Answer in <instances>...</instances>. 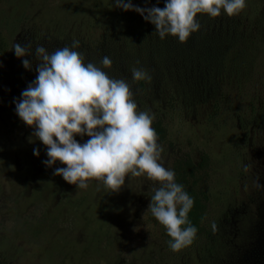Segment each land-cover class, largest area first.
Returning a JSON list of instances; mask_svg holds the SVG:
<instances>
[{
	"label": "rangeland",
	"instance_id": "1",
	"mask_svg": "<svg viewBox=\"0 0 264 264\" xmlns=\"http://www.w3.org/2000/svg\"><path fill=\"white\" fill-rule=\"evenodd\" d=\"M132 3L164 6V0ZM95 9L116 7L111 0H0V264H12L7 255L13 250L20 251L22 264H264V0H247L232 16L240 37L214 110L203 115L194 95L168 104L162 116L156 88L143 100L131 88L138 109L154 113L153 123L163 122L166 135L158 143L165 167L182 159L196 165L207 156L198 184L207 196L200 231L177 252L166 246L161 225L147 211L153 182L126 176L115 192L96 180L76 188L53 175L64 165L42 164L45 147L15 114L13 99L35 79L36 60L25 57L32 64L25 70L12 42H31L33 50L42 44L49 52L70 46L81 37L79 25L93 22ZM198 15L207 25L209 17ZM226 20L209 18L220 25ZM50 22L60 24L54 40L47 34ZM86 245L89 250L74 252Z\"/></svg>",
	"mask_w": 264,
	"mask_h": 264
},
{
	"label": "clouds",
	"instance_id": "2",
	"mask_svg": "<svg viewBox=\"0 0 264 264\" xmlns=\"http://www.w3.org/2000/svg\"><path fill=\"white\" fill-rule=\"evenodd\" d=\"M111 4L139 14L154 26L160 39L171 36L184 43L201 29L198 14L235 16L245 9L247 0H164L163 8L141 7L132 0H111ZM79 45L73 39L70 46L51 52L42 44L33 50L31 42H12L10 47L25 70L32 69L25 57L34 54L36 60L35 79L13 104L19 120L33 129L32 136L46 149L42 164L64 165L54 168L53 175L79 189L96 180L115 192L126 176L153 182L147 211L164 226L170 250L191 246L197 234V227L188 219L194 200L162 162L163 149L151 126L154 113L138 109L127 80L108 75L109 56H103L99 65L86 61L85 53L77 51ZM130 73L132 82L152 79L142 67H132ZM75 137L87 139L78 142ZM38 154L33 148V155ZM210 227L216 231L217 224L212 222Z\"/></svg>",
	"mask_w": 264,
	"mask_h": 264
},
{
	"label": "trees",
	"instance_id": "3",
	"mask_svg": "<svg viewBox=\"0 0 264 264\" xmlns=\"http://www.w3.org/2000/svg\"><path fill=\"white\" fill-rule=\"evenodd\" d=\"M152 3L151 6H153ZM157 6V5H155ZM158 7V6H157ZM103 12L104 7L99 5ZM96 16L90 24H80L78 34H81L78 51H83L85 57L99 65L103 56H109L112 65L105 69L110 77L121 78V74L127 79L131 88L135 89L138 99H146L157 89L158 103L165 112L166 106L179 103L186 97L199 102L197 106L204 114L208 109L214 110L218 101L221 76L227 70L228 63H233L235 50L239 40V24L234 17H226V22H211L207 19V25L201 23V29L190 35L186 42L180 43L176 38L166 36L160 39L152 24L147 25L136 12L129 17L126 13L111 9L107 13L94 10ZM223 16V14H221ZM207 17V16H206ZM201 22V21H200ZM53 23L52 25H49ZM48 24L47 34L51 40L56 39L55 26L60 28L57 22ZM142 67L146 69L152 79L150 82H132L130 69ZM30 82L25 81V89ZM207 96V98H206ZM201 98V99H198ZM154 98V97H153ZM158 136L159 141L165 138V129L161 119L151 125ZM207 156L202 155L200 162L194 165L188 159L176 160L171 166L175 173L176 182L182 184L184 189L193 198L194 204L188 213V219L197 227V234L205 211L206 193L199 188V182L204 176ZM153 194V193H152ZM149 196V204L150 198ZM151 219L155 218L149 212ZM156 221V220H155ZM164 242L167 247L169 237L164 226L161 225ZM196 234V235H197ZM89 247L84 246L74 252H84ZM20 252V251H18ZM16 250L9 251L7 259L12 264H22L19 261V253Z\"/></svg>",
	"mask_w": 264,
	"mask_h": 264
}]
</instances>
